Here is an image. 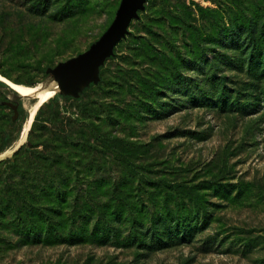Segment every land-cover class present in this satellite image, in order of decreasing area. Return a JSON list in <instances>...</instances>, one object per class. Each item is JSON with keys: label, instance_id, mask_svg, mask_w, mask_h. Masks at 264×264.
Returning a JSON list of instances; mask_svg holds the SVG:
<instances>
[{"label": "rangeland", "instance_id": "374dc122", "mask_svg": "<svg viewBox=\"0 0 264 264\" xmlns=\"http://www.w3.org/2000/svg\"><path fill=\"white\" fill-rule=\"evenodd\" d=\"M121 1L0 0V75L31 88L22 95L0 87V147L5 133L20 132L0 155L26 132L13 122L20 100L28 112L40 97L26 83L43 87L48 68L87 50ZM263 33L264 0H146L98 82L78 96L59 93L24 141L77 160L82 190L92 180L110 188L113 208H123L119 230L104 245L77 242L70 231L81 225L79 208H67L61 234L45 232L42 243L0 236V264H264ZM64 118L86 121L80 141L90 147L61 141ZM176 183V191L168 187ZM130 203L144 210V231L167 208L200 230L147 249L151 242L127 220ZM7 204L0 195V208Z\"/></svg>", "mask_w": 264, "mask_h": 264}, {"label": "trees", "instance_id": "16d2710c", "mask_svg": "<svg viewBox=\"0 0 264 264\" xmlns=\"http://www.w3.org/2000/svg\"><path fill=\"white\" fill-rule=\"evenodd\" d=\"M15 82L22 83L17 80ZM26 84L33 87L38 86L35 82ZM0 87L6 92L17 93L1 80ZM60 96L61 94H56L50 99L49 104L45 103L40 107L30 129L28 140H31L35 126L41 123L44 107L49 106ZM221 98L224 104H229L228 95ZM3 101L5 100L0 99L1 107H3ZM21 101L18 104L17 113L13 116L14 121L11 119L13 122H19L20 127L24 125L28 117V112ZM85 123L86 121L80 118H64L59 121L60 127L57 134L62 142H71L72 149L83 148L85 144L90 147L92 143L88 140L85 143L80 141L81 137L86 135V131L80 127L89 128V125ZM77 133H80V137L73 138V134ZM12 135L4 134L0 153L6 151L8 146L20 138L19 131L15 136ZM66 162H70L71 165L63 168ZM6 165L10 167L6 175L0 174V195L8 201V204L0 208V236L4 233L16 232L21 238L30 239L36 244L42 243L45 232L46 236L52 233L61 234L59 231L69 220L67 208L74 210L79 208L75 215L79 214L81 217V225L70 231V236L77 242L90 239L92 242L104 245L111 240L113 235H116L119 229L115 227V224L122 222L123 208L120 206L113 208L110 202L112 190L109 188L100 191L98 180H92L88 190H82L79 187L82 181L79 162L67 156V153L59 152L46 142L32 143L30 146L25 142L13 156L0 162V173ZM179 186V183H176L173 188L168 187L176 191ZM151 195L154 197L155 192H151ZM127 206V212L131 213L127 220L133 226L138 227L139 225L137 229L140 230V234L147 242H151L150 245L146 244L147 249H164L176 243L178 239L191 240L200 230L198 226L190 224L186 226L183 221L175 219L176 212L167 208L164 212L160 210L158 214H153L150 219V228L144 231V210H140L132 203Z\"/></svg>", "mask_w": 264, "mask_h": 264}, {"label": "water", "instance_id": "95a60500", "mask_svg": "<svg viewBox=\"0 0 264 264\" xmlns=\"http://www.w3.org/2000/svg\"><path fill=\"white\" fill-rule=\"evenodd\" d=\"M145 2L146 0H122L114 21L96 42L77 56L48 68L47 79L52 75L58 78L63 90L59 93L78 96L85 86L98 82L100 67L128 34L130 24L138 17V11L144 8ZM5 83L12 88L10 84ZM18 150L19 148L15 152Z\"/></svg>", "mask_w": 264, "mask_h": 264}, {"label": "bare ground", "instance_id": "6f19581e", "mask_svg": "<svg viewBox=\"0 0 264 264\" xmlns=\"http://www.w3.org/2000/svg\"><path fill=\"white\" fill-rule=\"evenodd\" d=\"M0 79H2L1 81L6 80L1 75H0ZM44 83H45V85L43 87L35 86V88L33 89V92L39 93L40 97L38 99H36V101L31 105V107L28 111V120L25 122V125H24L26 132L23 136L21 144L18 147H16L17 144H19V142H20V141H17L16 144L11 149L7 150L8 153H4V154L0 155V160L4 159V158L11 157L14 154V152L18 148H20V146L24 143L26 134L29 133L31 125H32V123L35 119V116L39 110V107L51 97V94H53V92H56V94H58L59 92H63V90L59 84L58 78H56V76H54V75H52V77L50 79L45 80ZM10 85L12 86V88L15 91L17 90L22 95H27V94H29V92H31V88H27L21 84H14V83L10 82ZM47 90L50 92L48 93ZM27 139H28V137H27ZM10 154H11V156H9Z\"/></svg>", "mask_w": 264, "mask_h": 264}]
</instances>
